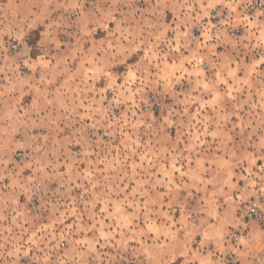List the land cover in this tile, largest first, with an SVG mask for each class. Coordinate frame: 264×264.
<instances>
[{
    "label": "clouds",
    "instance_id": "9594fccd",
    "mask_svg": "<svg viewBox=\"0 0 264 264\" xmlns=\"http://www.w3.org/2000/svg\"><path fill=\"white\" fill-rule=\"evenodd\" d=\"M0 264H264V0H0Z\"/></svg>",
    "mask_w": 264,
    "mask_h": 264
}]
</instances>
